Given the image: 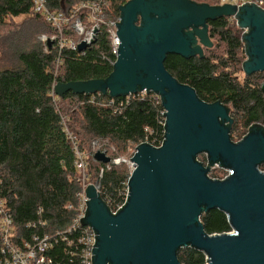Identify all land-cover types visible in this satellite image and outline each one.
Wrapping results in <instances>:
<instances>
[{
    "label": "water",
    "instance_id": "water-1",
    "mask_svg": "<svg viewBox=\"0 0 264 264\" xmlns=\"http://www.w3.org/2000/svg\"><path fill=\"white\" fill-rule=\"evenodd\" d=\"M119 11L121 44L111 74L59 82L54 92L112 98L142 90L158 93L166 110V133L161 147L137 146L127 200L115 214L95 185L86 188L83 224L96 231L94 264H181L178 250L185 246L206 254L208 264H264V172L259 170L264 164V126L255 123L243 139L232 141L231 108L200 99L164 64L169 54L204 57V47L214 45L209 21L234 15L246 27L243 72L264 71V9L251 2L128 0ZM88 47L82 41L78 50ZM261 89L264 92V81ZM202 153L208 154L210 164L229 168L230 177L209 178L210 167L196 159ZM94 158L111 160L102 151ZM204 209L224 212L235 233L208 234L200 221Z\"/></svg>",
    "mask_w": 264,
    "mask_h": 264
},
{
    "label": "trees",
    "instance_id": "trees-1",
    "mask_svg": "<svg viewBox=\"0 0 264 264\" xmlns=\"http://www.w3.org/2000/svg\"><path fill=\"white\" fill-rule=\"evenodd\" d=\"M81 1L93 0H46L49 9L64 13ZM104 1L107 14L115 17L120 15L119 6L128 0ZM192 1L220 4V0ZM9 26L15 28L1 35ZM44 29L49 30V37L56 32L35 12L33 0H0V197L19 238L26 239L33 232L61 229L76 215L77 193L83 183L75 167L70 133L83 153L91 151L95 139H107L112 146L116 144L114 152L109 151L112 156L122 155L117 147L126 150L131 144L129 149L136 148L146 137L158 145L164 134L162 105L148 99L127 100L101 93L57 95L54 86L59 82L107 78L113 71L109 59L115 57L105 29L83 51L60 49L56 43L38 40ZM63 29L65 37L76 42L80 39L70 26ZM209 35L214 45L205 49L204 57L169 54L165 67L180 83L191 86L200 99L229 106L234 119L245 127L264 126V71L249 75L242 71L246 56L241 30L229 17H221L209 21ZM240 71L245 74L243 80ZM230 136L236 141L231 131ZM102 167L104 163L88 157V182H96ZM128 173L125 163L105 169L103 191L117 198ZM213 174L217 176V172ZM67 204L73 207L67 209ZM38 219L47 222L45 229L28 226ZM200 221L208 234L231 230L228 216L219 209H204ZM64 251V245L59 244L53 254L67 264ZM178 259L181 264L206 262L205 254L191 246L180 248Z\"/></svg>",
    "mask_w": 264,
    "mask_h": 264
},
{
    "label": "built area",
    "instance_id": "built-area-1",
    "mask_svg": "<svg viewBox=\"0 0 264 264\" xmlns=\"http://www.w3.org/2000/svg\"><path fill=\"white\" fill-rule=\"evenodd\" d=\"M33 2L35 12L42 14L57 33V35L51 37L43 35L42 40L44 43L49 44V42L52 41L53 43H56L60 49L68 48L76 50L78 49L79 43L82 41H85L90 46L93 43L92 41L95 40L98 32L101 29H105L109 34L112 54L115 57L114 60L111 58L109 61L111 64H115L121 44L117 32L118 25L116 22H120L121 17L120 15L110 17L107 14L106 3L104 0L81 1L69 12L65 13L49 9L46 0H33ZM249 2L264 9V0H220V5H245ZM229 18L236 25V27L241 30V41L243 43L246 56L245 44L242 39L246 27H241L234 15ZM65 26H70L71 30H73V32L80 37L77 42L73 39L65 37L63 32V28ZM136 97L142 100L148 99L155 104L162 105V97L158 93L147 90H142L125 96L127 100L135 99ZM120 102V104H123L122 101ZM165 114L166 110L162 106L160 115L162 117L161 123L164 127V134L163 138L159 140V143H157L158 145H155V140L150 141L148 137H146L142 143H148L155 147H161L163 145L166 133ZM68 137L73 141L74 151L76 153L75 167L78 170L83 183L82 190L77 193L78 206L76 208V215L69 225L61 229L50 233L33 232L28 239L24 237L19 238L18 231L13 223V218L8 212L3 199L0 197V264H65L58 260L53 254L55 247L59 244L64 245V253L68 259L67 264H94V249L97 244L96 231L92 226L83 224V220L87 215V203L89 200L86 195V188L90 184L95 185L101 199L104 201L111 214H115L127 200L129 192V179L131 178L134 170V163L132 159L137 152V147L130 148V155L127 157L122 155L112 156L109 151L114 152V146H112L107 139L98 138L92 141L91 151L89 153H83L78 149V145L75 141L76 137L72 133H70ZM243 137L234 142L240 141ZM97 151L105 152L108 156H110L111 160L108 163H104L105 167L100 169L99 177L96 182L92 183L88 182V157L91 156L94 158ZM196 159L205 167H210L207 176L213 180H224L231 175V170L222 166L220 163L210 164L207 153L200 154V157H197ZM122 163H125L130 167V172L127 174L126 179L122 182V187L119 190L117 198H115L111 193L103 191L101 179L105 169H110L112 166L120 165ZM263 166L264 164L259 166V170L262 172H264ZM213 172H217V176H215ZM72 207V204L66 205L67 209H71ZM40 212L41 211H39V213ZM28 226L34 230L45 229L47 222L43 219H38L36 221L29 222ZM227 233H235V231L231 228V230ZM205 258V264H208L209 258L206 254Z\"/></svg>",
    "mask_w": 264,
    "mask_h": 264
},
{
    "label": "rangeland",
    "instance_id": "rangeland-1",
    "mask_svg": "<svg viewBox=\"0 0 264 264\" xmlns=\"http://www.w3.org/2000/svg\"><path fill=\"white\" fill-rule=\"evenodd\" d=\"M220 5V4H219ZM21 20H23V18L22 19H18V21H20L21 22ZM10 27V26H9ZM15 27H10V28H6V29H4L2 32H1V35H7L8 34V30H12V29H14ZM48 29H44L43 30V32H42V34H40L38 37H37V39L38 40H40V41H42L43 42V40H42V36L43 35H47L48 34ZM54 35H57V33L54 31V33H53V35L52 36H54ZM48 36V35H47ZM67 36V35H66ZM69 37V36H68ZM204 49H206V48H204ZM0 60H1V62H2V59H1V54H0ZM243 71V70H242ZM239 74V77H240V79L241 80H243L244 79V73H242L241 71L238 73ZM231 117L233 118V122L231 123V126H232V129H231V133H232V135L234 136V139H236V140H238V139H240V138H242L243 136H245L247 133H248V130H249V127L247 128V127H245L241 122V120H238L237 118H235L234 119V117H233V113H232V109H231ZM114 146L116 147V144H114ZM131 146V144H129L128 145V147H127V149L126 150H124V149H119L118 147H117V152L119 153V154H122V155H125V154H127L128 152H129V147ZM86 148H88V150H89V147H86ZM91 149H92V146H91ZM128 166V165H127ZM264 167V166H263ZM262 167V168H263ZM128 170H129V172H130V167L128 166Z\"/></svg>",
    "mask_w": 264,
    "mask_h": 264
},
{
    "label": "flooded vegetation",
    "instance_id": "flooded-vegetation-1",
    "mask_svg": "<svg viewBox=\"0 0 264 264\" xmlns=\"http://www.w3.org/2000/svg\"><path fill=\"white\" fill-rule=\"evenodd\" d=\"M204 48H207V47H204ZM204 51H205V49H204Z\"/></svg>",
    "mask_w": 264,
    "mask_h": 264
}]
</instances>
